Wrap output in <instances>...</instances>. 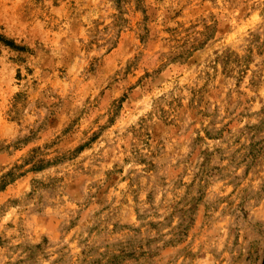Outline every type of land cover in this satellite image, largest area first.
I'll return each instance as SVG.
<instances>
[{
    "label": "rangeland",
    "instance_id": "1",
    "mask_svg": "<svg viewBox=\"0 0 264 264\" xmlns=\"http://www.w3.org/2000/svg\"><path fill=\"white\" fill-rule=\"evenodd\" d=\"M0 264H264V0H0Z\"/></svg>",
    "mask_w": 264,
    "mask_h": 264
}]
</instances>
